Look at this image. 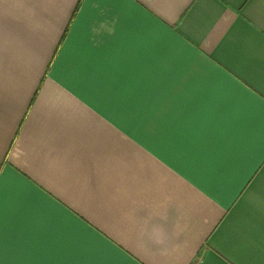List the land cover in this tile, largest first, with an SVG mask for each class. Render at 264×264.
<instances>
[{"label":"crops","instance_id":"0c3cea01","mask_svg":"<svg viewBox=\"0 0 264 264\" xmlns=\"http://www.w3.org/2000/svg\"><path fill=\"white\" fill-rule=\"evenodd\" d=\"M264 0H0L2 259L264 264Z\"/></svg>","mask_w":264,"mask_h":264},{"label":"snow or ice","instance_id":"6c2138e0","mask_svg":"<svg viewBox=\"0 0 264 264\" xmlns=\"http://www.w3.org/2000/svg\"><path fill=\"white\" fill-rule=\"evenodd\" d=\"M264 105V101L261 102ZM264 162V160H262ZM0 202H2V190H0ZM2 223V220H0ZM0 264H5V261L2 259V234H0ZM13 264H45V262H13ZM78 264H114L111 261H89V262H78Z\"/></svg>","mask_w":264,"mask_h":264}]
</instances>
